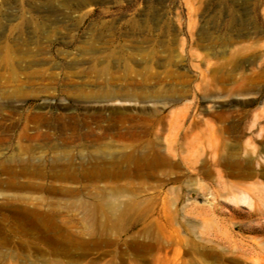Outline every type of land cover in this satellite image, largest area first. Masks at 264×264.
I'll return each mask as SVG.
<instances>
[{"label": "rangeland", "instance_id": "374dc122", "mask_svg": "<svg viewBox=\"0 0 264 264\" xmlns=\"http://www.w3.org/2000/svg\"><path fill=\"white\" fill-rule=\"evenodd\" d=\"M0 264H264V0H0Z\"/></svg>", "mask_w": 264, "mask_h": 264}, {"label": "bare ground", "instance_id": "6f19581e", "mask_svg": "<svg viewBox=\"0 0 264 264\" xmlns=\"http://www.w3.org/2000/svg\"><path fill=\"white\" fill-rule=\"evenodd\" d=\"M113 114L115 113V117L122 119L124 113L122 111H113ZM197 122V121H196ZM225 127V126H224ZM223 128V127H222ZM92 131H88L87 133H85V135L87 137L91 136ZM142 135V131L140 129L134 128V129H125L122 130L121 128L118 127H106L103 131V135L104 137H109L115 141H122V140H136L137 138H139ZM29 138H34L35 134H30L27 135ZM74 137H67L64 138L65 141L70 142V141H74L76 139L81 138L80 135H78L77 137H75L76 139H73ZM100 137H95V140L98 139ZM78 169V168H77ZM100 169V168H99ZM108 170V169H106ZM76 171V170H75ZM104 172V171H103ZM86 174H88L89 172L85 171ZM93 174H97L100 175L102 174V171H96V172H92ZM63 174V173H62ZM74 174H78L77 172H74Z\"/></svg>", "mask_w": 264, "mask_h": 264}]
</instances>
